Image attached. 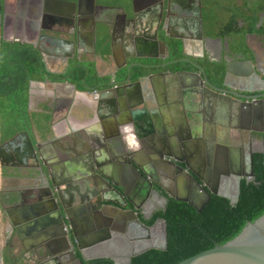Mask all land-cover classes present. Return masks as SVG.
Wrapping results in <instances>:
<instances>
[{
    "label": "crops",
    "instance_id": "crops-1",
    "mask_svg": "<svg viewBox=\"0 0 264 264\" xmlns=\"http://www.w3.org/2000/svg\"><path fill=\"white\" fill-rule=\"evenodd\" d=\"M33 2L37 6L34 16L28 5ZM150 2L95 0L97 5L122 7L127 13L132 9V3L135 8H142ZM252 3H258V0H205L203 11L200 9L199 39L197 12H190V7L194 9L193 2L169 0L168 7L176 5L178 10L172 12L166 8V16L163 18V13L161 18L164 28L160 29V25L157 28L156 41L161 40L169 46L182 44L183 54L181 52L180 56L193 59L204 69V65L216 63L224 54L226 38L221 30L218 31V25L223 26L232 13L244 12V7ZM16 6L19 9L17 15L14 14ZM42 11L43 5L35 0H3L0 14V21L3 17L0 41L25 44L33 49L35 46L44 72L28 78L24 90L17 93L20 101H13L10 109L1 111L0 107V114H6V118L0 120V230L1 227L10 226L19 252L24 250V255L28 256L37 243L27 234L26 227L39 217L49 219L51 216V213L43 214L40 211L37 215L35 212L39 172L36 162L22 151L26 146L25 138L18 139L12 146H2L16 134L25 132L30 143L38 146V160H43L46 166L43 173L47 172L54 180L72 181L73 186L68 189L72 201L69 199V203L63 207L81 240V250L74 248V256L77 259L83 256L120 258L115 238L125 240L127 237L125 230L129 226L125 222L128 212H121L112 204L113 208L103 214L89 213L87 205L79 203L80 196L85 193V186L89 190L92 187L91 182L85 179L91 181L92 175H97L98 170L102 177L111 178L120 184L128 196L141 198L149 188L142 182L137 187L131 183L132 171L124 168L121 158L132 157L143 167V164L159 160V157L161 164L177 165L184 161L198 163L204 160L206 152L211 154L210 143L204 140V130L212 123H205L200 115L188 112L190 103L197 110L199 97L192 94L190 103L182 102L181 98L176 99L175 91L192 86L188 85L189 79L186 77L168 75L196 70L188 64L185 69L186 64L172 63L173 60L168 58L170 49L152 38L144 37V31L151 36L155 30L149 31L143 26L149 22L153 25V19L149 17L135 21L136 31L128 28L121 30L119 26L112 29L110 34L91 38L89 23L84 24L82 17L69 33L56 23L47 26L41 22ZM102 13L101 16L107 19L110 14H120L118 10ZM262 21L264 12L259 15L256 27ZM241 25L238 21V26ZM255 50L256 57L254 61L251 59L255 75L242 77L239 71L232 70L227 79L232 89L251 90L252 94H256V90L264 92V46L257 36ZM141 64H154L157 67L153 68L157 69L145 71L142 73L144 78L137 79ZM130 66L132 78L122 85L120 76ZM2 67L5 65L0 60V69ZM77 69L84 73L83 78L76 77L74 70ZM113 75L116 76V84L107 86ZM94 84L102 87L90 92L87 87ZM11 96L5 94L4 98ZM227 106L216 107V123L212 125L217 126V129L227 126ZM217 139L222 142L221 137ZM166 166V169L158 167L154 174V178L162 181L163 187L153 184L151 189L170 198L178 193L180 187L175 186L170 174L174 168ZM58 189L62 198L67 200L66 186L60 184ZM131 207L129 204L126 208ZM63 219L65 222V213ZM88 252L94 255L87 256ZM50 262L48 259L45 263Z\"/></svg>",
    "mask_w": 264,
    "mask_h": 264
},
{
    "label": "water",
    "instance_id": "water-1",
    "mask_svg": "<svg viewBox=\"0 0 264 264\" xmlns=\"http://www.w3.org/2000/svg\"><path fill=\"white\" fill-rule=\"evenodd\" d=\"M38 3H41L43 5V13L48 14L49 17H56L61 16L64 19L67 18V27L73 28L76 26V24L79 22L81 16H84V14H87L92 9H97L101 11H109V12H116L117 10L120 12V14H112L109 17V20L107 23L101 22V21H90L89 29H90V36L91 38H94L96 35L101 37L103 35H106V33H110L112 29L114 30L116 28V25L121 26L122 28H128L131 29V31H136L135 27V21H138L141 19V17H146L152 19L147 13L150 12L152 8V4L155 3L151 0L149 4L142 8H135L134 4L132 3V9L130 12H125L122 7H106L102 5L95 4V0H35ZM153 2V3H152ZM158 4V10H159V17L156 21V24L153 25L154 32L153 34L146 35V31H144V37L146 38H152L153 41L157 40V28L160 25V29L163 30L164 26L162 25L161 18L162 13L164 12L163 18L166 16L165 11L162 10V7L166 3L164 0H160L159 2L155 3ZM197 4V23H198V31H199V39H201V12H200V3L199 0L196 1ZM2 17V16H1ZM45 17V16H42ZM117 18L119 20L117 21ZM119 23V24H118ZM151 22L148 24L146 23L143 25L145 28H152ZM3 31V17L0 21V38ZM135 35V34H133ZM165 36V35H164ZM168 38H172L171 36H168ZM152 39L150 41H152ZM159 42L163 47L166 49H170L171 46L164 43L163 41L159 40L156 41ZM225 47H227V42L224 43ZM232 52V50L230 51ZM233 53V52H232ZM227 55V53H226ZM182 62H188L187 59L180 60ZM254 61V60H253ZM192 64V63H191ZM137 65V64H136ZM194 65V64H192ZM141 67L140 74H137V79H143L144 76H142V73L145 71H150L153 69V66L150 64H141L139 65ZM128 67L127 72L121 75L122 78V85L127 84L131 78L132 74L130 73ZM197 71L201 74V76L196 72H189V71H181L176 72L168 75H174V76H182L189 79L188 85L192 87H197L199 89V93L201 94V97L206 102L207 112L206 114L213 113V122L216 120V107H224V104H227V108L229 110V125L222 127L230 128L232 130H246L248 132L255 130L256 133H261L264 131V92H261L260 94H252L253 91L251 90H245V89H232L230 88V85L228 84V75L232 73V70L239 71V76L242 77H249V75H255V71L253 68V65L250 60H241L236 61L234 63L226 62L224 64V76L222 79L221 86H216L212 81H210L209 77L206 76L204 69H202L199 66L195 67ZM165 73V72H164ZM163 73V74H164ZM115 75L112 76V80L107 83V86H114L116 84V81H114ZM146 77V76H145ZM91 90V89H90ZM109 89L105 90L108 91ZM262 90H256V92H260ZM92 92V91H90ZM239 92H247L251 94H242ZM202 100V101H203ZM239 122V124H237ZM249 126H256L255 129L249 127ZM24 137L26 146L22 149L24 154L26 153V156L32 158L37 165V171L39 173H43V168L46 170V166L43 162V160H38V146L36 144H31L28 140V137L25 132H21L13 136L11 139L6 141L2 144L4 147H9L14 145V143ZM261 151L263 149L262 142L260 143ZM161 156V154H159ZM121 163L124 165V168H128L132 171L133 178L130 180L131 183L135 184L137 187L139 182L145 183L146 187L150 188L152 184H154V180H152L147 173V171L138 165L134 159L131 158H121ZM169 165L170 167L174 168L175 171L183 172L184 175L188 177L190 182H192V185L194 189H197V192L201 195V199L198 201V198L191 199L193 201L187 200V199H178L175 198L177 201L184 202L191 206L196 212H200L206 203L210 200V197L218 196L229 200V203L233 205L237 200V195H235L233 198H228L222 194H218L213 189L210 188L209 184L205 182L204 179L199 177L197 173L195 174L194 171L188 167L186 164L184 165V168L186 170L193 171L192 176H189L188 173L184 169H182L180 166L169 163L164 164ZM204 164H202L203 167ZM189 168H187V167ZM96 167V165H95ZM97 170V169H96ZM200 170V169H199ZM198 170V171H199ZM46 172V171H45ZM97 175H92L91 177V189L89 190L86 186L84 188L85 193L80 196L79 203H82V205H87V211L92 212H99V210H104V208L108 207L110 208V204H115L119 211L123 212L126 208V205L129 203L132 206L131 210H127L129 214H126L128 216L126 220V224L129 227H134L137 230H139L140 234H144V236L147 238L150 234L151 228L143 225L138 218L135 215L134 210L136 207L134 206L133 202L130 200L129 196L126 194V191L124 188L115 182V180L111 178H105L102 177V173L97 170ZM252 174V170L250 169V175ZM135 176V178H134ZM46 177V178H45ZM183 177V176H182ZM44 181L46 184H48V192L43 195V198L36 196V203L37 206L35 208V212L38 213L41 211L43 214H46V209L44 208L47 202H49L52 206V214L50 216L51 218V225H52V231L49 238L51 241L48 242V244H42V242L37 243V246L35 249H33L31 255H35L36 257H47L48 255V248H50V245H54L55 249L49 250V254H52L50 257V260L53 262V264H81L80 260L77 259L74 256V248L81 250V244L80 239L77 237L76 229L73 227L70 219L66 217V210L64 209L63 205H66L69 203V201H72V197L70 196V187L73 186L72 181L69 179L65 180H54L51 178L50 174L46 172L44 176ZM202 185H200L198 183ZM124 182V181H123ZM64 184L66 186V196L67 200H64L61 195V191L58 189V185ZM186 184V183H185ZM238 184L239 179H236V189L238 190ZM205 187L206 189H204ZM186 189V188H185ZM79 194V192H77ZM237 194V193H236ZM94 198V202H90V199ZM70 199V200H69ZM196 203V205H195ZM1 208V205H0ZM113 208V206H112ZM111 208V209H112ZM37 209V210H36ZM64 209V211H63ZM122 209V210H121ZM65 213V222L63 219ZM38 217V216H37ZM162 226V243L161 245H153L151 243L146 244L141 249L127 253L124 255L125 257L123 259L121 258H114V257H100L103 259H109L113 262V264H129L130 259L141 254L142 252L148 250V249H156V250H165L166 248V239H165V228H164V222H160ZM10 231H12V228L9 226ZM142 232V233H141ZM71 238H70V236ZM4 244H6L10 237V232H4ZM141 235L138 236L139 239ZM64 237L62 239L65 240L64 244L61 243L59 246L60 238ZM133 240H137V237H134ZM94 258H85L82 257L83 261L92 260ZM1 262V259H0ZM176 264H264V214L259 216L258 218L254 219L252 222H247L241 230L233 236L228 241L224 242L221 245L214 244L210 249L204 250L202 252H199L197 254L189 255L184 260L176 263Z\"/></svg>",
    "mask_w": 264,
    "mask_h": 264
},
{
    "label": "flooded vegetation",
    "instance_id": "flooded-vegetation-1",
    "mask_svg": "<svg viewBox=\"0 0 264 264\" xmlns=\"http://www.w3.org/2000/svg\"><path fill=\"white\" fill-rule=\"evenodd\" d=\"M71 1H73V0H71ZM154 1H155V3H157L160 0H154ZM164 1L166 3V8L169 9L170 11L176 12L178 10V9H176V5H173L172 8L168 7L169 6L168 5L169 0H164ZM196 1L197 0H191V2H193V7H194V9L190 7V12L192 11V13H194L197 10ZM204 1L205 0H199L201 11H203V8H204ZM155 3L152 4L153 9H151L150 12L147 13L150 17H152L153 25L156 24V21L158 20L159 13H160L158 10V4H155ZM28 5L31 6V9L33 11V12L31 11V14H33L32 16H34V12H36L34 10H37L36 4H34V2H33L32 4H28ZM9 8H12V7L10 6ZM166 8L163 6L162 10H167ZM244 8H246V7H244ZM18 10H19L18 6H16L14 8V11H15L14 14H16ZM102 12L103 11H101V10L92 9L87 14H84V16H81L82 17L81 20H83L84 24L89 23L91 20L94 22H96V21L102 22L103 21V22L107 23V21L109 20V17H108V19L102 17L101 16L103 14ZM42 16H45V17H42ZM42 16H41L40 21L45 23L47 26L50 24L56 23L57 25H60L61 28L64 27L67 31H69V33H71L73 30V29L67 27V21H68L67 18L64 19L61 16H56V17L52 18V17H49L48 14H44V13H42ZM87 20H89V22ZM118 20H119V18H117V21ZM89 25H90V23H89ZM153 25H152V28H150V31H152L154 29ZM116 27H119V25H116ZM64 28H62V29L65 30ZM73 28H75V27H73ZM110 30L111 29H109V32L106 33V35L110 34ZM130 36H133V35L130 34ZM226 41H227V39H226ZM244 41H245L246 46L249 49V52L251 53V58H249V55L247 57L246 54H244L242 52H240V53L230 52L231 49H230V46H228L229 42L227 41V47H225V49H224V54L222 56H220V59H218L216 62H222L223 64H225L226 62L234 63L238 60L239 61H241V60H250L251 61V59L254 60L256 57V50H255L256 49V35L246 34V35H244ZM175 44L179 45L180 51L183 54L182 44H177V43H175ZM177 48H178V46H177ZM35 49H37V48L34 46V50ZM169 51H170V53H172L171 51L175 52L176 48L175 47L173 48V45H172ZM226 53H227V55H226ZM170 55L171 54H169L168 58L170 60L171 59L173 60V61H171L172 63H176L178 65H185L186 64L185 69H187L188 65L190 66V68L195 69V70H196L195 67L199 66L198 64H196L193 61V59L190 60L188 58H184V57H182V55L177 56V58H172V57H170ZM183 59H187L189 63L180 61ZM191 63L194 65H192ZM151 65L156 66L154 64H151ZM154 69H157V68H153L151 70H154ZM189 72H196L201 76V74L197 70L196 71L190 70ZM230 84L232 85L231 82H230ZM101 87L102 86L100 84H94L93 86L87 87V88L91 89L92 92H96ZM230 88H232V87L230 86ZM260 93L261 92H256V94H260ZM174 94L176 96V99L181 98L182 102L188 101L189 103H190V97H192V94L197 95L199 97V101H200V103H198L197 110L194 108L193 103L192 104L190 103L188 112H194V113L200 115L202 120L205 123H212V124L216 123V120L213 122V113L206 114V112H207V107L205 104L206 102L201 97V94L199 93V89L197 87H191V88H186V89L181 88L180 90L175 91ZM184 98H186V99H184ZM229 116L230 115H228V123H227L228 127H230ZM212 124H210V126H206L207 127L206 130H204V140L206 142L208 141L210 143L209 148H210L211 154H209V153L207 154V152H206L205 156H204V160L201 162H198V163H190L188 161L187 162L184 161V162L177 164V165L180 166L182 169H184L186 171V173H188L189 176H192L193 171L195 174L197 173V175L199 177H201L202 179H204L205 182H207L209 184L210 188L213 189V191H215L216 193L222 194V195L228 197L229 199L233 198L235 195H237V197H238L239 184H238V190H237L236 189V179H239V182L241 180H250L251 179L252 174L250 175V169L252 170V158H253V155L256 154V152L261 151V146H260L261 142L256 137V131L255 130L248 132L246 130H232L230 128L217 129V126L212 125ZM237 124H239V122H237ZM249 127L253 128V129L256 128V126H249ZM216 135H217V138L221 137L222 142H219V140L216 138ZM160 160H161V157H159V160H157V159L154 161L150 160V162L143 164V168L147 171L150 178L155 181L154 182L155 185H158L159 187L160 186L163 187L162 181L154 178L155 177L154 174H155L156 170L158 169V167L159 168L162 167L165 169L168 168L166 165L164 166V164H161ZM185 164L188 167H190L193 171H191L187 166L186 167L189 170H186L184 168ZM202 164H204L203 167H202ZM170 174L172 175V180L175 183V186L177 185L180 187V188L177 187L178 193L171 195L170 198L162 195L161 192H159L157 190L151 189V186L153 184L150 186V188L148 186V188H149L148 192H146L144 195H141L142 199L140 197L139 198L135 197V195L134 196L132 195L131 197L129 196L130 200L133 202L134 206L136 207V209L134 210L135 215L143 225H145L143 223V220H148L154 212H156L158 210H161V211L164 210L167 200H176V199H174V197L178 198V199H180V198L181 199H187L190 201H193L191 199H195V198H198V201L201 199V195L197 192V189H194L192 182H190V180L188 179L186 174L184 175L183 172L175 171V169ZM44 176H45V174L41 175V173H39V175L37 177L39 188H37L38 193L36 192L37 193L36 196L41 197V198H43V195L45 196V194L48 192V189H47L48 184H46V182L44 181L45 180ZM85 180L90 182L89 178H86ZM198 183H199V181H198ZM144 186L146 187L145 184H144ZM203 188L206 189L205 187H203ZM164 190L166 191L165 188H164ZM33 198H34V196H33ZM35 200H36V197H35ZM141 201H142V203H141ZM0 202L2 203L1 200H0ZM90 202L91 203L94 202L93 197H92V199H90ZM228 202H229V200H228ZM46 203L47 204L44 207L46 209L45 212L52 214L53 210H52L51 204L47 201H46ZM110 205H111L110 208L106 207V208H104V210L103 209L99 210V212H97V213L98 214L105 213L106 210L112 208L113 205L112 204H110ZM128 205L129 204H127L126 207ZM195 205H196V203H195ZM131 209H132V207L129 209L126 208L124 210L127 212V210L129 211ZM88 212L93 213V214L95 213L92 211H88ZM127 214H129V213H127ZM50 220H51L50 217H49V219H43V218L39 217V218L35 219L34 221H32V223L26 227L27 234H29L30 236L33 237L32 240L35 241V243L43 242V244L46 245V244H48L49 241H51V239L49 238V236L51 234L50 231H52V225H51ZM160 222H163V221L160 219H157L153 222V224L151 226H147V227L151 228L150 234L148 235L147 238L144 236V234L142 232H141L142 234H140L139 230H137L134 227H127L125 230L126 236L128 237L129 240L126 239L127 237L125 238V240H123L121 237H116V238L114 237L116 239V241L118 242L119 254L121 255L120 258L123 259L125 257L124 255H126L127 253L137 251L149 243H151L153 245H159L160 246L162 243V226H161ZM8 228H9V226H7L5 228L1 227V230H0V244H1V248H0L1 253L0 254L2 255V258L0 255V259H1L0 263L1 264H23V263L24 264H27V263H29V264H53L52 261L50 263H45V262L48 261V259H50L49 256H51L52 254H49L50 253L49 250L55 249L54 245H50L51 249L48 248V250H47L48 255L46 257L47 259L45 262H42V260L45 257H42V259H40V257H36L34 254L25 256L24 254L26 252H24V250L19 252L17 242L14 241L15 236L13 235V231L11 232L10 229H8ZM4 232H7V233L10 232L9 239H11V237L13 238L12 241L8 240L9 242H7L6 244H4V236H3ZM130 233L132 235V238H131ZM139 235H141L140 236L141 239L138 238ZM69 236H70V234H69ZM134 237H137V240H133ZM62 238H64V237L60 238L59 246L61 245V243L64 244V242H65V240ZM70 238H71V236H70ZM33 249H35V248H33ZM86 255L91 256V255H94V253L88 252V253H86ZM94 259H103V258H94Z\"/></svg>",
    "mask_w": 264,
    "mask_h": 264
},
{
    "label": "trees",
    "instance_id": "trees-1",
    "mask_svg": "<svg viewBox=\"0 0 264 264\" xmlns=\"http://www.w3.org/2000/svg\"><path fill=\"white\" fill-rule=\"evenodd\" d=\"M2 10L3 0H0V14ZM263 12L264 0H258V3L246 6L244 12L232 13L223 26L218 25V31L221 30L233 53L242 52L251 58L244 41L246 34L260 37L264 46V21L256 27L259 15ZM238 21L242 23L241 26H238ZM173 47L176 48L177 53L171 51L170 57L177 58L181 54L180 47L176 44H173ZM0 60L5 65L0 69V107L3 110L10 109L13 101H20L17 93L24 90L30 76L44 72L38 53L29 45L1 41ZM204 67L210 81L216 86H221L224 64L213 62ZM74 74L78 79L84 76L79 69L74 70ZM3 76L4 80H2ZM5 94L12 96L4 98ZM256 137L262 142L263 149L253 155L251 179L239 182L236 202L230 205L227 199L212 195L204 208L196 212L184 202L167 200L163 211L158 210L148 220H143L146 226H151L157 219L164 222L165 250L148 249L131 258L129 264H176L189 255L210 249L214 244H223L235 236L247 222H252L263 215L264 131L256 133ZM78 259L81 264H113L109 259L87 261L79 257Z\"/></svg>",
    "mask_w": 264,
    "mask_h": 264
},
{
    "label": "rangeland",
    "instance_id": "rangeland-1",
    "mask_svg": "<svg viewBox=\"0 0 264 264\" xmlns=\"http://www.w3.org/2000/svg\"><path fill=\"white\" fill-rule=\"evenodd\" d=\"M221 13H224L223 11L221 12ZM2 111V110H1ZM6 118V114L4 113V112H2L1 114H0V120H4ZM0 248H1V244H0ZM1 264V263H0Z\"/></svg>",
    "mask_w": 264,
    "mask_h": 264
}]
</instances>
